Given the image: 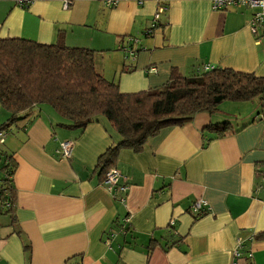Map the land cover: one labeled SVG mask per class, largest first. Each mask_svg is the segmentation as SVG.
I'll return each instance as SVG.
<instances>
[{"label":"crops","instance_id":"obj_1","mask_svg":"<svg viewBox=\"0 0 264 264\" xmlns=\"http://www.w3.org/2000/svg\"><path fill=\"white\" fill-rule=\"evenodd\" d=\"M65 1L0 0V39L93 50L96 71L123 93L161 88L173 73L201 76L208 65L264 77V38L251 33L252 9L167 0L149 35L157 0L115 8L96 0L64 8ZM246 103L199 112L140 152L122 149L114 167L125 193L103 183L99 159L122 141L105 116L80 129L63 126L49 105L35 106L1 144L16 170L13 211L0 203V264H264V241L238 247L264 233V102L244 112ZM9 116L0 104V124ZM224 122L231 128L223 135L206 129ZM63 141L74 143L71 158L57 152ZM198 200L208 212L197 218Z\"/></svg>","mask_w":264,"mask_h":264},{"label":"trees","instance_id":"obj_2","mask_svg":"<svg viewBox=\"0 0 264 264\" xmlns=\"http://www.w3.org/2000/svg\"><path fill=\"white\" fill-rule=\"evenodd\" d=\"M253 100L264 102V77L255 74L214 66L197 77L173 73L171 81L158 89L123 93L118 84L96 71L93 50L21 38L0 39V104L10 115L0 124V133L8 134L42 104L52 107L66 127L83 129L94 118L105 116L122 141L100 157L104 175L115 166L122 149L140 152L149 138L165 128L192 121L199 112L212 113L226 101ZM145 104L146 111L142 110ZM230 128V123L224 122L206 129L223 135ZM1 156H5L6 171L0 179V203L10 213L16 164L11 154L4 152L0 165ZM253 235L254 241H264V233Z\"/></svg>","mask_w":264,"mask_h":264},{"label":"built area","instance_id":"obj_3","mask_svg":"<svg viewBox=\"0 0 264 264\" xmlns=\"http://www.w3.org/2000/svg\"><path fill=\"white\" fill-rule=\"evenodd\" d=\"M36 0H17V2L21 5H29ZM104 3L106 6L110 8L117 7L122 1L126 0H96ZM136 2L138 5H142L145 0H132ZM157 9L153 15L151 26L147 29V34L151 35L155 32L156 29L160 27L161 16L165 14L168 10L167 0H157ZM212 7L215 10L220 9H228L232 7H244L254 10L252 18L250 20V30L251 33L257 37V40L264 38V0H211ZM71 4L70 0H66L64 3V8H68ZM131 53L133 55V59H135V51L131 49ZM213 66H206L205 70H211ZM7 136V132L0 133V144L4 143L5 137ZM74 143L72 141H63L60 143V146L57 150L58 154L62 155L63 158H71L73 154ZM125 180L124 176L116 167L109 168L103 178V183L109 191H112L115 188L121 190V192L125 193L127 190V185L123 181ZM123 181L124 183H122ZM192 210L195 215H200L202 213H207V203L203 200L196 201ZM171 224L174 225V221H171ZM126 229L125 226L121 227L120 233H123ZM117 234L116 231L112 230L110 236H115ZM245 239L239 240V249L242 248L244 241H253L254 235L249 234L244 237ZM235 256H239V252L236 251ZM249 258L252 257V254L248 255Z\"/></svg>","mask_w":264,"mask_h":264},{"label":"rangeland","instance_id":"obj_4","mask_svg":"<svg viewBox=\"0 0 264 264\" xmlns=\"http://www.w3.org/2000/svg\"><path fill=\"white\" fill-rule=\"evenodd\" d=\"M234 102H231V101H226V102H223L222 104H221V106L218 108L219 110H225V107H227V108H230V107H232V105H235V104H233ZM45 104H42L41 106H44ZM238 105V104H237ZM242 105H244V107L242 108V111H244V112H246V111H249L250 109H251V105H253L252 104V101H249V102H247L246 104H242ZM142 108H144V109H142V110H144V111H146V109H147V105L145 104ZM261 111H263L264 112V108L262 107L261 109H260V112ZM241 111H240V106H239V109H237V110H235V114L236 115H239V114H241L240 113ZM7 149V147H5V145H1L0 144V155H4V152H6L5 150ZM2 157V156H1ZM2 159H3V164L2 165H0V179H3L4 177H5V171H6V169L5 168H3V166L5 165V156L4 157H2Z\"/></svg>","mask_w":264,"mask_h":264}]
</instances>
